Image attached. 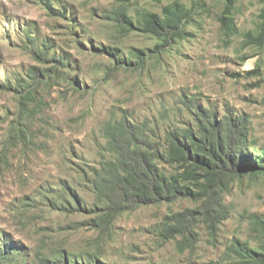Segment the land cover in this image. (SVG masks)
Instances as JSON below:
<instances>
[{"label": "rangeland", "instance_id": "1", "mask_svg": "<svg viewBox=\"0 0 264 264\" xmlns=\"http://www.w3.org/2000/svg\"><path fill=\"white\" fill-rule=\"evenodd\" d=\"M177 1L192 11L187 34L163 43L143 15ZM224 8L0 0V264H242L236 241L258 246L264 172L218 175L187 196L141 203L120 167L128 149L163 152L169 131L196 130L210 116L238 119L257 159L264 0H235L230 29Z\"/></svg>", "mask_w": 264, "mask_h": 264}, {"label": "trees", "instance_id": "2", "mask_svg": "<svg viewBox=\"0 0 264 264\" xmlns=\"http://www.w3.org/2000/svg\"><path fill=\"white\" fill-rule=\"evenodd\" d=\"M223 1L225 8L220 20L225 28L230 29L234 25L231 13L235 0ZM191 13L177 1L167 5L161 15L144 13L143 24L163 43L170 44L186 36L185 22L192 18ZM259 37H264V23L260 26ZM240 127L238 119L219 121L210 116L199 120L196 130L169 131L163 152L158 149L149 152L128 149L120 158L125 190L139 198L141 203L171 201L180 195L193 193L191 185H196L199 190L206 188L218 175L230 173L237 176L248 170L264 172V143L254 160L246 147V134L240 131ZM133 144L138 146L135 141ZM158 159L175 166L176 171L171 174L163 172L156 163ZM253 230L259 241L257 247L241 241L234 244L233 249L242 264H264V214L254 217Z\"/></svg>", "mask_w": 264, "mask_h": 264}]
</instances>
